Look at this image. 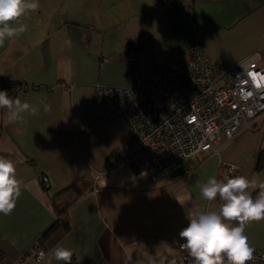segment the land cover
Segmentation results:
<instances>
[{"label": "crops", "instance_id": "1", "mask_svg": "<svg viewBox=\"0 0 264 264\" xmlns=\"http://www.w3.org/2000/svg\"><path fill=\"white\" fill-rule=\"evenodd\" d=\"M182 1L39 0L17 21L26 30L0 44V78L21 83L0 89L38 109L10 122L0 108V157L14 162L21 189L10 213H0L2 264L20 257L64 264L51 256L58 246L70 248L76 264H185L177 244L190 214L223 203L202 196L209 177L233 167L250 195L259 194L260 125L222 138L214 152L189 157L157 181L123 159L110 163L130 130L121 118H105L98 85L134 88L139 71L141 81L150 79L154 63L171 64L196 43L214 65L251 59L264 68V0H197L189 15L177 7ZM77 182L89 188L68 210L69 230L37 259L34 245L55 220L51 199L67 198ZM244 232L264 252V219L246 222Z\"/></svg>", "mask_w": 264, "mask_h": 264}, {"label": "built area", "instance_id": "2", "mask_svg": "<svg viewBox=\"0 0 264 264\" xmlns=\"http://www.w3.org/2000/svg\"><path fill=\"white\" fill-rule=\"evenodd\" d=\"M143 75L138 72L134 88L96 87L105 118H121L130 130L127 144L112 154L110 163L123 159L133 173H146L157 181L167 171H180L189 157L214 152L222 138L230 140L257 125L261 126L264 149V86H258L264 68L255 61L243 59L231 67L217 66L196 43L171 64L154 63L151 79L141 81ZM233 171L228 167L218 181L231 178ZM41 184L48 189L47 176L41 177ZM177 248L185 264H194L183 242ZM253 250L246 264L263 263L264 252ZM41 252L45 253L36 249L37 259L45 256ZM23 262L20 257L14 264Z\"/></svg>", "mask_w": 264, "mask_h": 264}, {"label": "clouds", "instance_id": "3", "mask_svg": "<svg viewBox=\"0 0 264 264\" xmlns=\"http://www.w3.org/2000/svg\"><path fill=\"white\" fill-rule=\"evenodd\" d=\"M39 8V0H0V44L11 40L26 30L19 18ZM258 86H264V78ZM47 108L48 106L45 105ZM0 108H7L10 122L20 121L24 113L35 114L38 109L27 101L14 98L7 90L0 89ZM249 115H252L249 110ZM14 162L0 157V213L8 214L15 207L20 195V181L16 177ZM249 181L236 176L218 181L209 177L201 186V194L207 200L217 197L223 201L218 211L190 214L187 226L180 232L194 264H246L252 258L253 248L248 243L244 224L264 219V184L256 198L250 195ZM231 222H235L232 226ZM41 257L45 253L41 252ZM52 258L70 264L72 250L58 246L52 250Z\"/></svg>", "mask_w": 264, "mask_h": 264}, {"label": "trees", "instance_id": "4", "mask_svg": "<svg viewBox=\"0 0 264 264\" xmlns=\"http://www.w3.org/2000/svg\"><path fill=\"white\" fill-rule=\"evenodd\" d=\"M196 1L197 0H183L180 4L177 5V7H179L181 11H184L187 15H189V12L192 11L193 5ZM0 84L10 87H13L15 85H21V83L17 82H7L2 78H0ZM263 167L264 151H260L256 156L255 169L260 170ZM231 177H235V175L232 174ZM88 188L89 187L87 185H83L77 182L68 188L71 189V194L67 198H64L63 200L59 201L56 200V197H53L51 199L52 208L55 214V220L40 235V237L37 239L36 244L34 245V248L42 249L45 252L56 242H58L64 234L67 233V231L69 230L68 210L78 200V198L88 190ZM4 259L5 254L2 250H0V264L4 262ZM70 264H76V261L74 259H71Z\"/></svg>", "mask_w": 264, "mask_h": 264}]
</instances>
